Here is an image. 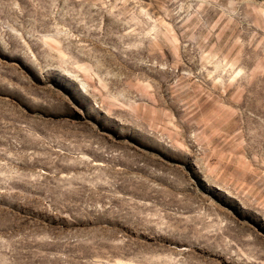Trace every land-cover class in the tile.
<instances>
[{"label": "rangeland", "instance_id": "374dc122", "mask_svg": "<svg viewBox=\"0 0 264 264\" xmlns=\"http://www.w3.org/2000/svg\"><path fill=\"white\" fill-rule=\"evenodd\" d=\"M0 264H264V0H0Z\"/></svg>", "mask_w": 264, "mask_h": 264}]
</instances>
